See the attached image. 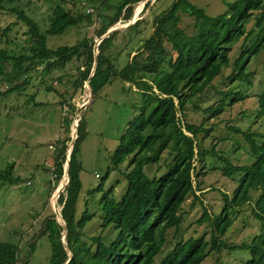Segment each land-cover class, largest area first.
Here are the masks:
<instances>
[{
  "label": "trees",
  "instance_id": "16d2710c",
  "mask_svg": "<svg viewBox=\"0 0 264 264\" xmlns=\"http://www.w3.org/2000/svg\"><path fill=\"white\" fill-rule=\"evenodd\" d=\"M137 1L122 0L112 23L121 16L128 20L132 4ZM14 2L0 0V9ZM9 9L17 14L18 20L25 26L22 34H25L27 47L18 53L0 48V81L15 82L22 77L24 81L31 80L29 72L40 65L50 71L54 68L62 70L73 58L79 60L82 57L73 79L74 83L82 86L94 64L95 40L84 38L75 44L52 49L47 46L46 39L47 35L62 34L68 27L81 22L91 23V14L86 9H76L73 13L58 3L53 8L49 26L41 31L37 22L22 10L14 7ZM182 13L192 18L191 32L180 25ZM251 20L252 26L247 30L246 25ZM15 24L1 29L0 38L6 43L15 40V37L10 38L9 33ZM108 28L100 27L97 36L101 37ZM116 33L112 32L97 47L96 68L90 78L92 93L119 78L134 82L141 90L143 100L139 114L128 122L120 136L110 157L112 166L106 174L127 160L129 169L124 173L127 188L120 200L110 197L112 186L102 198V227L112 225L117 233L109 242H104L101 235L90 237V244L82 241V230L93 216L86 210L78 218L75 216L81 189L79 152L85 123L82 115L77 126L79 135L70 153L69 181L64 189L65 194L61 193L58 198L62 204L60 215L66 225L64 242L71 255L61 242L62 227L54 218H48L42 230V233H47L50 243L48 264H155V256L167 243V231L177 229L181 224V205L190 195L194 199L197 197L195 191L198 189L190 175L195 161L199 164L196 176L204 172L203 163L207 155L217 156L224 162L222 169L225 176L240 174L238 186L230 198L223 194L225 202L219 213L212 217L206 209L203 211L202 218L209 219L213 224L208 240L204 236L178 240L157 264H200L212 251L226 247L248 249L250 258L244 264H264V140L257 139L263 134L232 128L249 143L254 156L250 164L233 165L218 155L214 147L203 149L198 145L199 135H209L212 131L211 127L205 126V120L196 125L181 122L179 118L184 115L187 101L209 88L225 68H230L226 76L229 83L237 82L241 86L251 83L252 74L247 70V63L253 55L264 50V0H234L223 13L217 15H208L189 0H172L165 10L154 17L152 32L136 53L130 54L129 61L120 70L115 68L108 55ZM249 38L251 44L242 46L237 55L231 58L234 45L240 39L246 41ZM63 77V74L56 76L58 80H63ZM14 85L6 89L0 85V99L12 92L13 88L23 86L22 83ZM226 90L229 91H223V94L229 98V102L221 98L216 105L207 107V119L218 116L226 106L245 97L237 85ZM259 102L260 112H263L264 91ZM70 107L73 109L72 105ZM163 153H166L167 158L161 162ZM54 155L53 172L58 181L64 170L65 144ZM154 164H157L156 172L150 176L145 167ZM163 167L166 171L158 175ZM10 168L7 166V169L0 171L1 180H9ZM251 189L258 192L252 212L260 222L259 233L247 244L228 246L220 240V235L230 226V214L234 208L252 199ZM33 246L31 243L30 249ZM17 250V245L0 241V262L15 264Z\"/></svg>",
  "mask_w": 264,
  "mask_h": 264
},
{
  "label": "rangeland",
  "instance_id": "374dc122",
  "mask_svg": "<svg viewBox=\"0 0 264 264\" xmlns=\"http://www.w3.org/2000/svg\"><path fill=\"white\" fill-rule=\"evenodd\" d=\"M121 1L15 0L12 5L5 4V9H0V32L15 22L9 32L10 38L15 37V40L6 43L0 38V48L18 53L27 47L25 34H22L25 26L9 8L22 10L44 31L49 26L53 8L61 3L73 13L76 9H86L91 14L92 22L70 26L59 35H47V46L54 49L60 45L75 44L84 38H93L96 42L100 38L97 36L100 27L116 26L117 33L108 55L115 68L120 70L129 61L130 54H135L152 32L154 17L165 10L172 0H139L132 4L128 20L121 16L112 23ZM189 1L204 9L208 15H217L223 13L234 0ZM252 22L253 20L246 25L247 30L251 28ZM191 23L192 18L182 13L180 25L187 32L192 31ZM127 25L128 27L120 28ZM251 42L250 38L246 41L240 39L234 45L230 57H235L242 46H249ZM82 59L73 58L62 70L54 68L50 71L40 65L29 72L31 80L24 81L22 77L15 82L0 81L2 89L14 87L16 83L23 84L21 88H13L12 92L0 99V171L11 166L8 176L9 180L12 179H0V241L17 245L15 264H48L50 243L47 233H42L48 218H54L62 227L61 236L65 241L66 225L60 215L62 204L58 198L61 193L65 194L66 183L62 177L58 181L55 178L53 160L54 154L63 144L65 151L67 150L73 136H76L77 127L74 123L78 126L82 115L85 123L79 152L81 189L75 216L78 218L85 210L93 215L82 230V241L90 244V237L101 235L104 242H109L117 233L112 225L102 227V198L112 186L110 197L120 200L127 188L124 176L129 169L127 160L112 168L107 176L106 174L112 166L110 157L120 136L128 122L139 114L143 102L142 92L134 82L117 78L95 93L91 94V90L89 93L86 81L79 86L73 80ZM246 67L252 74L249 85L229 83L226 76L230 73V68H225L209 88L187 101L184 115L179 116L181 122L196 125L205 120V126L211 127L212 131L209 135L201 133L197 138L198 145L203 149L214 147L218 155H222L233 165L250 164L254 156L250 152L249 143L232 128L263 134L257 136V139L264 140V111L260 112L259 102L264 91V50L253 55ZM59 74L64 75L63 80L56 78ZM235 85L245 93V97L226 106L218 116L207 119L209 112L206 108L216 105L221 98L228 103L229 98L224 97L223 91H229L226 88ZM68 120L69 124L66 123ZM166 158V153H163L161 162ZM194 165L190 177L198 189L195 191L197 197L194 199L190 195L181 205V224L177 229L167 231V243L155 256V264L178 240L198 236H204L208 240L213 224L209 219L202 218L203 211L206 209L212 217L219 213L225 202L223 194L230 198L238 186L240 174L225 176L222 169L224 162L217 156L205 157L204 172L199 176H196L199 168L197 161ZM156 166L157 164L146 166V173L152 176L156 172ZM165 171L166 168H161L158 175ZM250 195L252 199L249 202L234 208V212L230 214V226L220 235V240L228 246L247 244L259 233L260 222L252 212L258 192L251 189ZM199 219L202 220L198 221ZM31 243L34 245L33 249H30ZM249 258L250 252L246 248L226 247L220 251H212L200 264H244Z\"/></svg>",
  "mask_w": 264,
  "mask_h": 264
},
{
  "label": "water",
  "instance_id": "95a60500",
  "mask_svg": "<svg viewBox=\"0 0 264 264\" xmlns=\"http://www.w3.org/2000/svg\"><path fill=\"white\" fill-rule=\"evenodd\" d=\"M121 27H128V25L127 26H120V28ZM118 28L115 26V27H112V28H109L96 42H95V44H94V47H93V55H94V64H93V67H92V70H91V74L89 75V77H88V79L86 80V82H87V85H89V87H90V90H91V94H92V87H91V83H90V78L92 77V75H93V73H94V70H95V68H96V60H97V54H98V50H97V47H98V45L100 44V42L104 39V38H106V37H108L112 32H114V31H116ZM74 125L77 127V123H74ZM76 131H77V129H75ZM76 133V136L74 137L73 136V138H72V140H71V143L68 145V148H67V150L65 151V156H66V159H65V166H64V170H63V174L61 175V177H63L64 176V174H67V177H68V180H67V182H66V184L65 185H67V183H68V181H69V176H68V170H69V159H70V153H71V149H72V147H73V144H74V141L77 139V137H78V135H77V132H75ZM185 133H186V131H185ZM60 177V178H61ZM64 188V187H63ZM61 238V242L64 244V246L66 247V244H65V242H64V239H63V237L61 236L60 237ZM67 248V247H66ZM67 250H68V248H67ZM68 253H69V255H71V252H70V250H68ZM66 263H67V261H66Z\"/></svg>",
  "mask_w": 264,
  "mask_h": 264
},
{
  "label": "bare ground",
  "instance_id": "6f19581e",
  "mask_svg": "<svg viewBox=\"0 0 264 264\" xmlns=\"http://www.w3.org/2000/svg\"><path fill=\"white\" fill-rule=\"evenodd\" d=\"M86 84H87V82H86ZM88 86V92L90 93V87H89V85H87ZM63 178H64V182L66 183L67 182V174H64V176H63ZM56 209V208H55ZM57 210V209H56Z\"/></svg>",
  "mask_w": 264,
  "mask_h": 264
}]
</instances>
